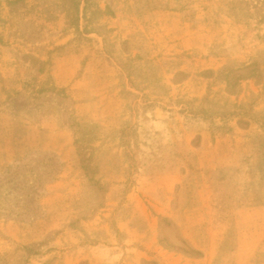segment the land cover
<instances>
[{"label":"rangeland","instance_id":"1","mask_svg":"<svg viewBox=\"0 0 264 264\" xmlns=\"http://www.w3.org/2000/svg\"><path fill=\"white\" fill-rule=\"evenodd\" d=\"M119 209V264H264V0H0V264H113Z\"/></svg>","mask_w":264,"mask_h":264},{"label":"crops","instance_id":"2","mask_svg":"<svg viewBox=\"0 0 264 264\" xmlns=\"http://www.w3.org/2000/svg\"><path fill=\"white\" fill-rule=\"evenodd\" d=\"M157 132L155 131H150V135L152 134H156ZM170 133H172V131L170 130ZM169 143L172 142V141H168ZM212 165H215V162H213ZM173 180H178L177 178H179V180H181L182 182V177H178V176H175L173 175L172 176ZM175 181V182H176ZM170 183L172 182L171 180L169 181ZM175 184V183H174ZM141 209H132V212H133V215L134 216H137V214L139 215V212H140ZM126 211H129V209H119V214H118V220L122 223V225L120 224L119 228H121L122 231H124L125 233L126 232H131L132 234H134V239H132L131 241H129V243L131 244V248H130V252H127L129 251V248L126 247V245L124 243H118L116 241V243L114 244H109L107 242H102L100 245V247L106 249L109 253V260L112 261L113 264H119L123 263V259L130 256H132V259L134 262H136L137 260L139 262L142 261V255H145V256H148L150 257V253H151V250L152 252H157V254H160V252L157 250V249H153L154 246H155V235L152 234V241L149 239L148 241H143V240H140L138 237V235H135V232L139 231L138 228L136 226H130V224L128 223V219L127 217L124 215L126 213ZM253 213H258V212H261V213H264V209H255L252 211ZM245 212L244 211H241L240 213H236L237 216H241L242 214H244ZM105 215V213H102V215ZM213 230V229H212ZM186 232H188L187 230H185ZM108 233H109V225H108ZM186 237L190 238L189 235H187ZM196 238V237H195ZM154 239V240H153ZM106 238H103V241H105ZM192 240V243L194 245V247H199L200 246V243H198L197 240ZM128 242V241H127ZM207 246H211V239L208 241L207 243ZM120 252V253H118ZM127 252V253H126ZM114 253H117L116 256H114L113 254ZM167 253V252H166ZM119 254V255H118ZM128 255V256H127ZM116 257V259H115ZM165 258V257H164ZM171 259H178V258H174V255L173 254H168V256L166 257V259H164L166 262L171 260Z\"/></svg>","mask_w":264,"mask_h":264}]
</instances>
